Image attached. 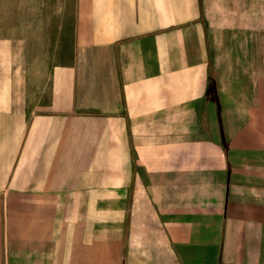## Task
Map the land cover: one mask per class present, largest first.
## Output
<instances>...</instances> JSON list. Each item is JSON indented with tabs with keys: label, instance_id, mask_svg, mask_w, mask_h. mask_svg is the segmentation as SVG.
I'll return each instance as SVG.
<instances>
[{
	"label": "crops",
	"instance_id": "obj_1",
	"mask_svg": "<svg viewBox=\"0 0 264 264\" xmlns=\"http://www.w3.org/2000/svg\"><path fill=\"white\" fill-rule=\"evenodd\" d=\"M0 264H264V0H0Z\"/></svg>",
	"mask_w": 264,
	"mask_h": 264
}]
</instances>
